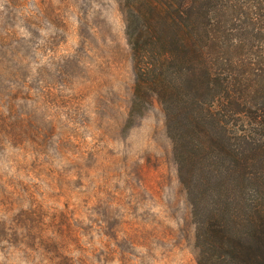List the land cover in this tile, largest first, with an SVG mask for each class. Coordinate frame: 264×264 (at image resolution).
Here are the masks:
<instances>
[{
    "label": "rangeland",
    "instance_id": "1",
    "mask_svg": "<svg viewBox=\"0 0 264 264\" xmlns=\"http://www.w3.org/2000/svg\"><path fill=\"white\" fill-rule=\"evenodd\" d=\"M120 0H0V264H197L157 101L133 116Z\"/></svg>",
    "mask_w": 264,
    "mask_h": 264
},
{
    "label": "trees",
    "instance_id": "2",
    "mask_svg": "<svg viewBox=\"0 0 264 264\" xmlns=\"http://www.w3.org/2000/svg\"><path fill=\"white\" fill-rule=\"evenodd\" d=\"M129 107L157 101L197 264H264V0H120Z\"/></svg>",
    "mask_w": 264,
    "mask_h": 264
}]
</instances>
